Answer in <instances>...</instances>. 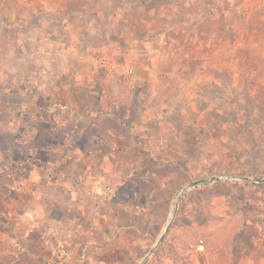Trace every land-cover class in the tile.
<instances>
[{
	"label": "rangeland",
	"instance_id": "374dc122",
	"mask_svg": "<svg viewBox=\"0 0 264 264\" xmlns=\"http://www.w3.org/2000/svg\"><path fill=\"white\" fill-rule=\"evenodd\" d=\"M29 1L0 0V20L7 23L12 8L17 15L14 27L0 25V228H12L17 191L32 187L26 179L46 176L56 160L69 167L74 159L64 156L75 155L72 143L86 145L76 132L90 130L84 117L97 109L122 117L119 126L103 122L124 135L117 159L126 167L90 174L87 187L104 204L103 223L117 216L119 228L90 230L75 264H141L148 254L144 264H196L204 247L209 259L237 257L264 228V34L231 42L195 32L179 23L189 8L158 13L154 5L169 0H69L65 16L45 18L44 50L62 55L28 59ZM60 65L67 73L56 71ZM42 66L49 83L29 85L41 80L34 72ZM43 96L50 103L31 104ZM64 141L72 151H47ZM102 181L113 186L107 197Z\"/></svg>",
	"mask_w": 264,
	"mask_h": 264
},
{
	"label": "crops",
	"instance_id": "0c3cea01",
	"mask_svg": "<svg viewBox=\"0 0 264 264\" xmlns=\"http://www.w3.org/2000/svg\"><path fill=\"white\" fill-rule=\"evenodd\" d=\"M29 2L26 7V18L30 22V30L33 32L38 29L43 37L39 40L31 32L28 33L26 40L30 41L31 48L24 53L25 57L28 59L34 58L39 52L41 55L45 53L47 58L59 57L62 55L60 50H44V36H47L49 32L45 18L49 13L65 16L67 10L70 9L69 0H31ZM166 2L165 4L159 2L154 5L155 9L159 10L158 13H163L162 10L172 12L183 7L184 9L189 8V12L183 13V20L179 23L189 24L195 32L200 31L202 34L214 35L211 33L213 31V33L218 35V40H229L231 42L241 41L243 35L250 41L259 42L258 40H262V35L264 34V0H189V3L184 2V0H169ZM73 8L81 9L80 5ZM9 10V17L11 16L7 20L9 25L5 23V20L1 19V26L14 27L15 23H17V15L13 8ZM71 14L74 15V12ZM168 19L170 20V18ZM210 28L211 31L209 33L208 30ZM227 29L231 32L228 37L223 33L227 32ZM165 34L167 33H163L164 36ZM79 36L78 39L81 40L82 38H79ZM34 40L35 42L39 40V42L34 43ZM31 62L33 61L31 60ZM9 69L11 72L16 71L13 65H9ZM44 69L47 70L48 68L42 66L39 71L38 69L35 70V75L40 72L41 80L35 82L31 79L28 81L29 85L37 87L44 85V83H49L47 78L44 77ZM64 69L65 66L60 65L56 71L60 72L61 70L63 73H67ZM18 79H15L18 82L17 87H19V84L23 85L22 81L19 82ZM65 86V84L62 85V87ZM32 99L21 100L16 103L30 104L33 101L32 105H37L39 102L41 106L50 103V99L44 96ZM96 102L97 100L95 102L92 99L89 100L90 105ZM53 105L64 106L61 102H53ZM45 109L41 108V114H44ZM46 111L49 112V110ZM85 115L84 117V114H80L84 119H89L87 128L89 126L90 130L80 129L76 132L77 137H82L87 141L85 146L80 147L72 143V151L71 144L64 141L61 150L50 147L47 149L51 153L55 151L64 153L67 151L75 152V155L69 156V158L64 156L65 161L74 159L70 162L69 167L55 166V164L59 163L57 160L54 163L51 162L45 169L48 171L46 176L39 179L37 175H32L26 179L27 184L32 187H27L25 192L17 191V194H19V198L17 197L18 200H16L18 204L12 210L11 218L13 220H9L12 228H7V225L0 228L2 232L6 233L4 238L0 237V264H75L82 258L84 251L87 249L90 230L103 227H118L116 221H119V218L117 216L114 217V220L111 219L109 226L103 223L105 219L104 204L101 202V205H99L96 202L97 197L92 190L88 189L87 184L91 181L89 175L98 170L100 174L99 172L96 174L102 177L106 173L115 171L118 166H120V169L126 167L124 159H117V156L124 153L127 148L124 143L126 142L124 141V135L121 134L120 130L115 129V126H119L122 122L120 121L122 117L120 118L117 114L109 112L101 113L97 109H91ZM106 117L114 121V128L108 124L107 126L104 125L103 120ZM31 129H27L26 138L28 139L34 136L35 129ZM35 146L37 147L36 149L46 150L44 147H39V145ZM32 147L29 143L26 151H31ZM59 168L60 170H57V172L54 171V169ZM49 171L50 173L52 171L54 175L51 176ZM22 199H24L23 202L21 201ZM111 203L110 208L117 210V206L120 205L118 204L119 201L113 202L112 200ZM47 227L51 229L58 228L62 236L68 229H71L73 233L83 231L84 236L81 233L78 238L74 237L76 239L68 240L61 247L60 245L62 244H59L58 239L55 237H50L47 242L41 239L42 231ZM256 229L258 230V228ZM258 233L253 239H250V245L245 247L243 252L240 251L237 257L235 253L227 251L225 258H222V260L209 259L207 256L209 250L204 247L203 257L197 263L264 264V228H260ZM3 249H5V252H3ZM240 249L242 250V248ZM196 252H194V255H198Z\"/></svg>",
	"mask_w": 264,
	"mask_h": 264
},
{
	"label": "built area",
	"instance_id": "2783aa9c",
	"mask_svg": "<svg viewBox=\"0 0 264 264\" xmlns=\"http://www.w3.org/2000/svg\"><path fill=\"white\" fill-rule=\"evenodd\" d=\"M130 72H133V70H130ZM99 186H100L102 195H104L105 197L109 196L113 190V186H111L108 181H102L99 184ZM52 229L47 227L46 229L42 231L41 239L44 242H47L50 239V237H55L58 239L59 244H62L60 246L63 247L67 243L68 240L74 238L75 236L74 235L75 232L73 233L71 229L66 230L63 233V236L60 234V230L58 228H54L53 230Z\"/></svg>",
	"mask_w": 264,
	"mask_h": 264
},
{
	"label": "water",
	"instance_id": "95a60500",
	"mask_svg": "<svg viewBox=\"0 0 264 264\" xmlns=\"http://www.w3.org/2000/svg\"><path fill=\"white\" fill-rule=\"evenodd\" d=\"M162 238H163V235L161 236L160 240H161ZM149 255H150V254H148V255L146 256V258H147ZM146 258L141 262V264H144Z\"/></svg>",
	"mask_w": 264,
	"mask_h": 264
}]
</instances>
